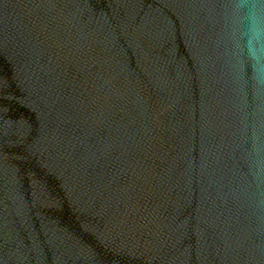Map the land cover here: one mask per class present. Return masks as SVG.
<instances>
[{
	"label": "water",
	"instance_id": "obj_1",
	"mask_svg": "<svg viewBox=\"0 0 264 264\" xmlns=\"http://www.w3.org/2000/svg\"><path fill=\"white\" fill-rule=\"evenodd\" d=\"M0 264H264V0H0Z\"/></svg>",
	"mask_w": 264,
	"mask_h": 264
}]
</instances>
